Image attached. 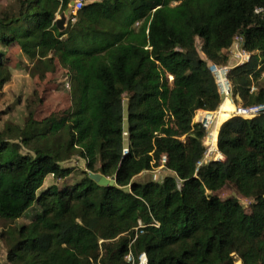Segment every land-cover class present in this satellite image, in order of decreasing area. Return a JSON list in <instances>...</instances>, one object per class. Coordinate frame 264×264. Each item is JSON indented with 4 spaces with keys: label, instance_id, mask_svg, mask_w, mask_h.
I'll return each mask as SVG.
<instances>
[{
    "label": "trees",
    "instance_id": "1",
    "mask_svg": "<svg viewBox=\"0 0 264 264\" xmlns=\"http://www.w3.org/2000/svg\"><path fill=\"white\" fill-rule=\"evenodd\" d=\"M70 1L16 0L0 12V88L12 77L4 50L16 45L41 76L56 64L65 70L71 98L66 122L29 113L0 128L6 263L131 264L128 254L136 263L145 253L147 264H264V114L225 120L216 142L223 160L199 168L205 132L193 123L196 111L221 104L207 62L225 66L236 36L251 55L228 70L231 93L244 106L264 103V85L249 93L264 73V0H103L59 31ZM75 155L115 185L83 171L72 187L41 191L46 177L71 175L61 163ZM163 155L174 176L133 181ZM226 187L250 200L248 210L218 196ZM34 206L28 224L13 225Z\"/></svg>",
    "mask_w": 264,
    "mask_h": 264
},
{
    "label": "rangeland",
    "instance_id": "2",
    "mask_svg": "<svg viewBox=\"0 0 264 264\" xmlns=\"http://www.w3.org/2000/svg\"><path fill=\"white\" fill-rule=\"evenodd\" d=\"M16 0H0V12L7 7L14 4ZM59 15L57 16V18ZM67 26V25H66ZM196 49L202 59L205 56L200 50L201 41L196 39ZM238 50L236 44H232L226 52L228 57V63L225 66H218L219 68L228 67V70L239 64L241 57L238 56ZM4 62L12 70L11 80L0 88V128L6 123H13L22 125L26 116L29 113L33 114L34 119L40 121L42 119H49L52 123H63L66 122L71 112V98L69 90V80L66 75V71L63 70L56 64L53 72L45 73L43 76L40 72L34 71L33 63L29 62L19 51L16 45H11L4 50ZM251 55V54H250ZM244 60V59H243ZM208 65L210 64L207 62ZM245 63V62H244ZM242 64V63H241ZM240 65V64H239ZM227 70V72H228ZM224 72V71H223ZM227 72L225 73L227 75ZM215 82L216 76L212 74ZM252 84L260 88L264 85V73ZM217 89L218 84L216 82ZM229 90L232 92V87L228 82ZM233 104H242L238 99H235L231 93ZM228 100V99H226ZM230 100V99H229ZM225 104L224 114L225 116L220 120L228 118V113L233 110V106L230 101ZM223 95L221 96V104L224 103ZM219 106V107H220ZM126 108L127 98H123V109H124V130L126 131ZM218 110V109H217ZM64 167H71L72 173L70 176L55 181L51 176L46 177L44 180L41 191L46 190L52 186H56L57 189L63 190L72 187L79 182L83 177V171L88 173L86 169V161L78 157L73 156L70 160L61 163ZM98 168V163L95 164V169ZM169 171L166 168H157L153 171L143 172L133 178L134 182L144 184L149 181L161 182L162 179L167 176ZM110 178V177H108ZM178 188L181 187V181H177ZM218 196L225 200L233 197L237 198L241 203L242 207L248 210L250 200L241 198L237 195L236 191L232 188L226 187L218 192ZM38 210L37 206H34L31 210L21 217L13 225L28 224L35 212ZM6 223L0 221V232L2 226ZM7 225V224H6ZM6 248L3 240L0 238V264H7L6 259ZM240 261L236 259L235 264H240Z\"/></svg>",
    "mask_w": 264,
    "mask_h": 264
},
{
    "label": "built area",
    "instance_id": "3",
    "mask_svg": "<svg viewBox=\"0 0 264 264\" xmlns=\"http://www.w3.org/2000/svg\"><path fill=\"white\" fill-rule=\"evenodd\" d=\"M103 0H75L73 7H71L69 16L67 17L66 20V25L67 23H73L75 21V15L76 12L78 10H80L82 7H84L86 4H90V3H94V2H101ZM256 12H259V10H256ZM241 42H242V38L239 36H236L234 38L233 44H236L237 47L239 48L238 50V56L241 57V60L239 62V64H243L244 62H247L250 58V53H247L245 51H243L241 49ZM244 59V60H243ZM210 63V62H209ZM238 64V65H239ZM209 70L212 74L215 75V72L218 70H222L224 71V76H225V85L223 86H219L218 82V91L220 96L223 95V101H225L226 99H230V103H234L232 98H231V91L229 90L228 87V80L226 78V72L228 70V67H224V68H219L218 66L210 63L209 65ZM169 80H171V77H169ZM253 83V82H252ZM249 86V93H256L258 91L259 88H257L256 85L252 84ZM233 110L230 111L231 116H235V117H239L242 118L244 120H250L256 116H259L261 114H264V103H259V104H253V105H248V106H244L241 104H233ZM220 106V105H219ZM218 106V110L215 111H204V110H198L196 111L194 118H193V123H197L201 126V128L204 130L205 134L204 137L202 139V145L204 147V152L202 155V158L197 162V168L207 164L210 161H222L223 160V156L221 155V153L217 150V147L215 145L216 141V136L214 137V128L216 126L217 120H218V113H219V108ZM123 138L124 140H126L127 138V132L124 131L123 132ZM128 154V149L127 146L125 145L123 148V155H127ZM167 163V157L166 155H163L160 159V164H159V169L164 168V166ZM144 227V225H142L140 222H138V226L137 228H135L134 230L136 231V233H141V229ZM136 236V235H135ZM126 261L131 263V264H147V258L145 253H141L138 258L136 263H134V260L132 259L131 255L128 254L125 257Z\"/></svg>",
    "mask_w": 264,
    "mask_h": 264
},
{
    "label": "water",
    "instance_id": "4",
    "mask_svg": "<svg viewBox=\"0 0 264 264\" xmlns=\"http://www.w3.org/2000/svg\"><path fill=\"white\" fill-rule=\"evenodd\" d=\"M75 0H71L66 9L55 20V25L59 31H64L66 28V20L69 16L71 7H73ZM88 177L94 181L97 185L103 187H111L115 185L114 178H108L100 173L88 172Z\"/></svg>",
    "mask_w": 264,
    "mask_h": 264
},
{
    "label": "bare ground",
    "instance_id": "5",
    "mask_svg": "<svg viewBox=\"0 0 264 264\" xmlns=\"http://www.w3.org/2000/svg\"><path fill=\"white\" fill-rule=\"evenodd\" d=\"M215 76H216V80L219 84V86H223L225 85V76H224V72L222 70H218L215 72ZM228 100H225V102L219 107L220 110H219V113H218V120H217V123L216 125L218 126V122H219V118L220 120L225 116V114L223 113L224 112V109H225V104ZM214 137L216 136V132L214 131Z\"/></svg>",
    "mask_w": 264,
    "mask_h": 264
},
{
    "label": "crops",
    "instance_id": "6",
    "mask_svg": "<svg viewBox=\"0 0 264 264\" xmlns=\"http://www.w3.org/2000/svg\"><path fill=\"white\" fill-rule=\"evenodd\" d=\"M231 105L234 106L232 103H231ZM228 114H229V115H228V118L232 117L230 113H228ZM228 118H227V119H228ZM227 119H226V120H227ZM224 121H225V120H223L221 123H219L218 126L216 125L215 128H214V131L216 132V141H217L218 130H219L221 124H222ZM215 145H216V142H215ZM216 147H217V145H216ZM167 176H174V174L171 173V172H169Z\"/></svg>",
    "mask_w": 264,
    "mask_h": 264
}]
</instances>
